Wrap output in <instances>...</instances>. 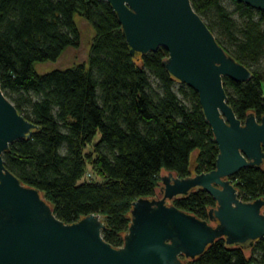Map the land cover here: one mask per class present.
Here are the masks:
<instances>
[{
    "label": "trees",
    "instance_id": "1",
    "mask_svg": "<svg viewBox=\"0 0 264 264\" xmlns=\"http://www.w3.org/2000/svg\"><path fill=\"white\" fill-rule=\"evenodd\" d=\"M232 1L236 17L221 0H190L216 41L252 73L244 82L223 77L227 103L238 118L254 112L259 119L264 10ZM75 15L94 29L86 61L38 73L36 63L79 46ZM166 57L164 47L132 56L105 0H0V86L6 97L16 95L10 101L37 126L28 139L10 143L4 166L38 189L63 222L104 216L102 237L114 247L122 245L131 203L156 194L162 170L186 177L215 167L218 147L198 95L165 69ZM88 166L101 181L87 179ZM232 180L243 201L264 196V162L242 167ZM171 203L206 219L215 200L196 189ZM248 249L247 256L219 238L186 264H264V238Z\"/></svg>",
    "mask_w": 264,
    "mask_h": 264
},
{
    "label": "water",
    "instance_id": "2",
    "mask_svg": "<svg viewBox=\"0 0 264 264\" xmlns=\"http://www.w3.org/2000/svg\"><path fill=\"white\" fill-rule=\"evenodd\" d=\"M116 13L132 56L167 51L165 69L196 91L218 147L215 167L178 177L162 170L156 194L131 203L122 245L102 237L105 223L90 213L60 220L32 186L3 162L10 143L37 127L19 113L0 86V264H186L219 238L248 249L264 238V196L243 201L232 177L264 162V114L238 118L227 103L223 77L247 81L252 73L216 41L190 0H105ZM264 10V0H236ZM197 151L190 157L193 173ZM203 189L215 200L201 219L174 206V198Z\"/></svg>",
    "mask_w": 264,
    "mask_h": 264
},
{
    "label": "rangeland",
    "instance_id": "3",
    "mask_svg": "<svg viewBox=\"0 0 264 264\" xmlns=\"http://www.w3.org/2000/svg\"><path fill=\"white\" fill-rule=\"evenodd\" d=\"M221 2L228 9V11L232 13L234 17L237 16L235 12V4L233 3L232 0H221ZM74 19L81 33L79 46L77 48L68 47L56 60H49L45 62L36 63L34 65V68L38 73H44L54 68H64L67 66H71L75 63L86 61L89 53L90 42L94 35V29L93 26L81 16L75 15ZM151 78L153 79V77ZM178 87H179V83L175 82L173 86V90L178 94L180 98H182L181 94L178 91ZM262 87L264 90V83L262 84ZM8 95L9 98L11 99H13L16 96L11 93H9ZM64 150L65 148L63 146L61 148V151L64 152ZM87 150L90 151L91 148L88 147ZM86 175H87V179L101 181V178L98 177L96 174H94L89 166L86 169ZM101 218L104 220V216H101ZM249 252L250 250L247 248L244 250V253L247 256L249 255Z\"/></svg>",
    "mask_w": 264,
    "mask_h": 264
}]
</instances>
